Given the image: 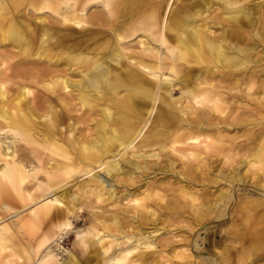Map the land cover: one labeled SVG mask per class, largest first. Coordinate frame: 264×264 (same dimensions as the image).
<instances>
[{"label": "bare ground", "instance_id": "obj_1", "mask_svg": "<svg viewBox=\"0 0 264 264\" xmlns=\"http://www.w3.org/2000/svg\"><path fill=\"white\" fill-rule=\"evenodd\" d=\"M8 1L0 0V16ZM240 1H65L53 22L57 26L35 18L39 48H45L34 53L29 52L34 42L30 21L10 18L0 40L11 41L20 55L42 56L53 69L34 76L51 94H45L42 113L27 103L32 91L24 84L14 105L7 106L6 84L32 74L0 69V135H12L10 141H6L7 135L0 139V209L15 211L9 217L16 219L9 224L0 217V263L15 264L19 255L38 251L39 264H79L70 252L67 260L58 261L54 250L73 230L80 198L88 199L89 204L110 201V223L104 225L109 234L96 232L94 226L73 231L77 246L87 244V257L100 260L99 255L114 246L107 264H137L149 258L146 252L154 247L152 233L159 228L147 231L145 226L129 225L126 229L123 221L140 224L152 220L154 224L156 211L148 202L154 196L153 185L140 190L141 198L127 187L119 194L114 188L122 184L118 177L132 179L128 173H145L153 164L149 158L157 160L162 154L167 158L163 167H173L171 153L182 160L191 157L198 161L215 151L226 128L213 122L211 112H224L233 90L242 84H246L248 104L254 102L260 110L264 107V55L256 51L260 45L264 48V0L248 7L238 5ZM91 8L96 11H89ZM51 35L57 47L52 56L47 51ZM4 64L0 61V67ZM175 91L180 92L178 98H172ZM151 115L154 122L149 121ZM210 127L218 139L203 134ZM262 134L264 126L255 139ZM262 139L264 143V136ZM253 157L264 166L261 146ZM247 163L256 167L254 161ZM197 167L185 166L175 173H193ZM79 176L87 180L78 181L76 190L64 188ZM233 180H237L234 175ZM123 201H128L129 208ZM15 202L19 203L17 209ZM169 205L162 208L169 209ZM45 222L53 224L57 232L54 248L47 238L52 230L33 248L12 242L15 225L28 229ZM232 240H239V264L264 260V251H257L264 247L263 232L234 231ZM173 254L182 257L175 250ZM228 255L226 252L221 262L216 254L206 255L204 260L229 264Z\"/></svg>", "mask_w": 264, "mask_h": 264}, {"label": "rangeland", "instance_id": "obj_2", "mask_svg": "<svg viewBox=\"0 0 264 264\" xmlns=\"http://www.w3.org/2000/svg\"><path fill=\"white\" fill-rule=\"evenodd\" d=\"M65 1L69 0H9L6 9L0 16V35L1 30L7 26L12 16L29 20L30 30H34V34H32L34 42L29 52L41 51L45 47L39 48V24L36 23L35 18L44 19L45 25L57 26L53 22L58 18L61 7L66 5ZM259 1L261 0H253L249 3L247 0H241L238 5L248 7ZM89 11H96V9L91 8ZM219 11V9L216 10V12ZM54 40L52 36L49 41L50 45L47 47L50 56L57 50ZM18 51V47L12 45L11 41L0 40V61L5 62L0 69L5 67L12 71L21 69L32 74L31 77L25 79L12 78L6 84L7 106L14 105L13 101L18 94V89L24 84L32 91V95L26 99L27 103L35 112L42 113L47 104L44 100L45 94L50 93L37 83L40 80L34 76L38 75L41 70H52L53 67L43 60L42 56H30L29 58L20 55ZM256 51H259L260 56L264 55L262 45L258 46ZM245 88L246 84H242L239 90H233L231 95L234 96L229 98L227 102L229 107L224 112H211L213 122L217 123V126L226 128L222 132L223 141L217 143L215 151L202 155L203 159L198 161L191 157L182 160L176 153H171L170 156L175 161L173 167H163L167 158L162 154L157 160L149 158L148 161L153 164H150V170H146L145 173H128L132 174V179L126 175L118 177L122 184L118 183L117 186L115 184L114 188L119 194L124 193V189L127 187L135 197L141 198L140 190H143L147 184L153 185L154 196L147 201L156 211L153 216L154 224L152 220L143 221L140 224L130 222L129 219L123 221L126 229L129 225L133 227L145 226L147 231L159 228L152 233L154 234V247L146 252L149 258L145 261H138L137 264H211V262L205 263L206 255L216 254L220 257V260L217 258V262H221L226 252L229 254L228 260L226 259L229 264H239L237 259L241 252L237 248L240 244L239 240H232V233L241 230L264 233V166H261L255 159L256 157H253L260 146L264 149L262 139L264 134L259 139H255L259 129L264 126V107L261 110L258 107L257 109L254 102L249 105ZM179 96L180 92L175 91L172 98ZM21 106H25V102ZM150 120L154 122L153 115L150 116ZM203 134L218 139L217 133L213 131L212 127L209 130H204ZM4 135L8 137L6 141L12 139V135L9 133L0 135V139H3ZM222 145L227 147L226 150ZM249 160L254 161L256 167L250 166L247 163ZM185 166L198 167L193 173H175V171H182ZM161 170L165 172L163 173ZM233 175L237 180H233ZM100 176L108 179L104 173H100ZM39 180L43 181L41 176ZM81 180L84 181L87 178L83 179L79 176L77 180H73L64 188H70L71 191L76 190L74 187ZM138 188L140 189L137 190ZM180 189H183V192H180ZM79 201L78 205L81 209L78 217L72 221L73 230L63 237L62 243H59L62 248L54 250L55 256L58 261L63 262L68 259L70 252L76 257L79 264H107L106 262L116 250L114 246L107 253L100 254V260L87 257V244L79 243L77 246L74 243L73 231H85L94 226L96 232L109 234L111 231L104 229V225L110 223L108 220L110 201L105 199L103 203L92 202L90 204L86 198H80ZM125 204L126 208H129L128 201ZM167 204L171 205L168 206L169 209L162 208ZM14 206L17 209L19 203L15 202ZM113 209L115 210L117 207ZM14 213L13 210L6 213L0 209V217L9 224L15 223L16 219L9 217ZM25 213L26 211L23 212V214ZM247 216L250 219H246ZM51 230L54 232L47 238L51 241L49 247L54 248L57 245L58 235L50 222L28 229H21L15 225L12 228L14 235L12 242L22 246L29 244L28 246H31L29 248H33L37 246L38 240L43 238L45 233L50 234ZM95 246L97 245L95 244ZM174 250L180 252L182 257H175ZM257 251L262 253L264 247ZM40 254L38 251L31 252L29 255L22 254L19 255L20 260L15 258L13 262L15 264H39ZM249 259L251 260V256L247 257V261ZM263 261L260 260L254 264H263Z\"/></svg>", "mask_w": 264, "mask_h": 264}]
</instances>
